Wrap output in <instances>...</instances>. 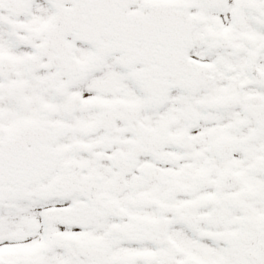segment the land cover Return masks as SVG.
Wrapping results in <instances>:
<instances>
[{
  "label": "snow or ice",
  "instance_id": "1",
  "mask_svg": "<svg viewBox=\"0 0 264 264\" xmlns=\"http://www.w3.org/2000/svg\"><path fill=\"white\" fill-rule=\"evenodd\" d=\"M0 264H264V0H0Z\"/></svg>",
  "mask_w": 264,
  "mask_h": 264
}]
</instances>
